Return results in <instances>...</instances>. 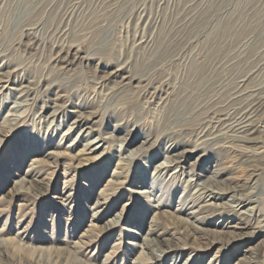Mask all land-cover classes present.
Segmentation results:
<instances>
[{
	"label": "rangeland",
	"instance_id": "obj_1",
	"mask_svg": "<svg viewBox=\"0 0 264 264\" xmlns=\"http://www.w3.org/2000/svg\"><path fill=\"white\" fill-rule=\"evenodd\" d=\"M61 48L68 54L57 62L56 56L64 55ZM118 65L127 72L121 74L124 80L113 73L118 84L101 89L93 73L105 76ZM16 67L7 88L0 89V239L41 249H71L81 241L78 256L90 264H102L113 249L109 264H132L147 251L140 245L150 221L164 225V218L174 216V226L186 225L194 236L154 264H181L188 257L193 264H255L241 262L251 252H259L264 264V159L246 166L236 151L242 143L199 139L221 133L247 111L248 101L264 97V0H0V73ZM28 82L32 103L13 111L17 93L9 88ZM147 84L161 96L143 100L155 92L144 90ZM248 89L255 91L240 93ZM249 94L256 96L248 100ZM53 102L62 105L56 120L44 116L51 109L40 108ZM210 110L228 115L206 121ZM77 111L94 116L98 130L88 139L111 131L117 121L115 134L132 141L130 149L148 143L130 159L124 145L110 140L104 150L91 152L78 141L84 123L72 127ZM261 115L258 111L255 118L263 128ZM258 136L264 139V132ZM223 141L228 148L218 147ZM49 151L65 155L50 174L36 176L48 178L47 185L34 194L16 193L14 182L33 160L50 162L44 156ZM175 152H182L179 166L159 171L155 165L167 164L165 156ZM190 168L196 175L223 171L218 178L238 185L239 192L254 191L253 201L233 209L232 193L206 196L187 181H197L187 174ZM108 180L115 186L106 191V203L93 209ZM251 207L253 216L239 213ZM157 209L166 216L155 218ZM116 213L121 221L106 231L104 224ZM185 220L216 233L204 232L208 239L202 238L203 231L195 232ZM90 223L102 228L95 237L82 238ZM174 235L171 229L164 237L176 242ZM213 238L219 242L211 244ZM26 250L6 248L0 264L50 259L45 250H29V255Z\"/></svg>",
	"mask_w": 264,
	"mask_h": 264
},
{
	"label": "bare ground",
	"instance_id": "obj_2",
	"mask_svg": "<svg viewBox=\"0 0 264 264\" xmlns=\"http://www.w3.org/2000/svg\"><path fill=\"white\" fill-rule=\"evenodd\" d=\"M61 49H63V48H61ZM63 50H64L63 56H60V55L56 56L57 62L64 60V57L67 56L68 51H66L65 49H63ZM58 66H59V64H58ZM123 68H124L123 65H120V66L118 65V67L116 69L112 70L111 72H109V74H107L105 76H99L96 73H93V76H94L93 78L99 82V86L101 89H105V86H106V84H108V82H109V84L113 83V86H115L118 83L117 82L115 83L111 76L114 77V74L115 75L117 74L121 77V74L127 73ZM16 69H18V67L14 68L11 71H6L3 73H0V89H6L7 88L6 84L11 78L10 74L13 71H15ZM123 78H124V76L121 77L122 81L124 80ZM127 79L128 78H126V80ZM105 81H107V83H104ZM243 81H245V80H243ZM138 84H139V81H138ZM32 88H33V86L30 84V82H28V84L17 85L15 87L13 86V87L9 88V89L15 90L17 93L16 99L18 101H15L16 106H14L12 108L13 111H16L17 107L22 108V107H25V106L30 105L32 103L33 97L30 96ZM101 89H100V91H104ZM148 89H150L152 92H154V91L155 92H154V94H149V96H146V94H145L142 97V99L145 100L146 102L153 100L156 96H158V97L161 96V93H158L157 88L153 87L151 84H147L146 88L144 90H148ZM253 91H255V89L244 90L243 92H240V93L246 95L248 93H253ZM55 95H57V94L55 93ZM239 96L237 95V98H239ZM252 96H256V94L250 95L248 100H250ZM57 97L59 99L62 96L57 95ZM242 100H244V99H242ZM53 103L54 104L52 106H50V105L48 106V105L43 104L40 108H41V112L46 107L48 109H51L50 111H48L46 113L47 115H44V116L50 117V118H53L54 120H56L58 117V114L60 112L59 108L62 105H59V103L57 104V102H53ZM249 103H250V105H249L247 111H242V114L240 116L238 115L239 117L233 118L232 120H230V122L227 125H225L223 128L221 127V133L214 134L215 131H213V132L209 133L208 135L207 134L201 135L199 138V139L203 138L201 141L209 140V141H213L215 143H218L219 140H223V139L224 140L230 139V140H234L235 142L242 143L241 145L238 146L236 151L239 153L240 157L241 156L244 157V159L241 160L242 161L241 163H244L246 166H252V163L254 161L264 159V139H262V136H258V133L264 132V126H263V128H260V126H258V122L255 118V115L257 114L258 111H260L262 114L261 116L264 117V97L257 96L251 102L248 101V104ZM245 105H247V104H245ZM239 106L241 107L242 105H239ZM248 110H250V112ZM87 113L88 112L81 113V111H79V112L77 111L76 116H75L76 118L72 121L71 124H72V127H74V126H79L80 125L79 123H84L83 124L84 127L80 128L81 134H80V137L78 138V141L79 142L85 141L83 144L84 148L91 150V152H96L100 148H102L104 150L106 147L103 146V144L107 140H110L113 143L114 142H120L121 145H124L125 151L128 152V153H125L127 155L124 157L130 159V158H134L138 154V152L141 151L142 148H144L143 144L148 143V141H146V139H145L144 141L141 142V144L139 146H137L136 148L130 149L131 145L133 144L132 141H128L127 137H122V136L117 137V135L115 134V132L117 130H119L120 125H121V122H117V121H116V123L111 125L112 126L111 131L108 130V132L107 131L104 133L101 132V134H99L98 136L91 138V139H88V137L90 135H92V132L95 131L97 128H94L92 126V123L95 122V121L94 122L91 121L92 117H94V116H91L92 112H89L88 114ZM12 115H14V114H12ZM224 115H228V114H226V113L224 114V113L217 112V111L212 112L210 110L209 114L206 115L205 118H207L206 121H208V120L210 121L212 119H217V120L222 121L223 118H221V117ZM86 120L87 121L90 120L91 122L85 123ZM223 120H225V117ZM2 125L3 124H0V135H2L4 132V129H3L4 127H2ZM260 129H261V131H260ZM101 142H102V144H100ZM226 142H228V141H226ZM199 144L200 143H196L195 145L198 146ZM225 145H226V143L223 141L222 144L221 143L218 144V147L228 148ZM184 150H186V149H184ZM226 151H227V149H226ZM168 153H170V152H168ZM181 153L182 152H175V153H172L173 155L169 154L168 156H165L166 157L165 159L167 160L168 163L167 164L159 163L160 165H155L156 168L159 169V171H161V170H167L173 166L178 167L179 163L181 161L180 157H179V155ZM122 154H124V153H122ZM62 155H65V154H62L59 152L49 151V152H45L44 156L47 159H50L51 160L50 162L44 161L45 159L33 160L28 165L29 167L25 171L24 176H22L21 178H19L18 180H16L14 182L13 187L15 188L16 193L22 191V192H26L28 194L29 193L34 194L38 190H41V188H43L44 185H47V183L45 181L48 180V178L42 177V178L38 179V178H36V176H39L43 173H46V174L49 173L50 174L52 169L55 167V163L57 162L58 158H60ZM81 165H82V163H80L79 166H77V167H80ZM219 166H221V165H219ZM65 167L70 170L72 166L70 163H67V164H65ZM191 169L192 168H190V170H189V172H187V174L188 175L190 174L189 176L197 177V179H195L197 181L192 182L193 178H191V177L188 178L187 181H189V183L191 185L193 183H195L197 186H200L199 190H201L202 191L201 193H204L206 196L210 195L211 198H218V197H222L224 195H228L229 193H232L228 196L229 197L228 200L233 201V202H237V205H233L230 203L232 205L231 207H233V209H236V207H238L239 205L241 208L244 207L243 206V205H245L244 201H246L248 199H249L248 201H250V202L253 201L252 197L254 195L253 193H255L254 191L250 190L247 193L239 192V190L237 189L238 185H230V183H224L223 180H221V178L219 179L218 177L222 176L223 171L218 170L216 168V170L212 171L211 175H207V174H205V175L204 174H197L196 175V174H194V171ZM206 172L211 173L210 170L206 171ZM64 173H68V170H67V172H64ZM249 182H251V179ZM40 183H41V185H40ZM112 185L115 186L111 180H108L106 182L104 189H102V191H100V193L97 194L98 197L96 198L94 204L91 206L93 209L101 207L102 203H106L105 197H106L107 192H108L107 190ZM65 192L66 191H64V193ZM141 193H148V192L144 191ZM69 194H72V191L69 192L68 194H66V196ZM3 199L4 198L0 199V205H2ZM224 204H226V203H224ZM210 208L211 207H209V209ZM102 209H104V208H102ZM202 209H203V207H202ZM247 210L250 212L249 214L247 213ZM162 211L157 209L156 213H154L155 218H159V217L162 218V217L166 216V214L164 215V213ZM96 212L97 211H95V213L92 214V216H91L92 219H95L97 217ZM254 212H255L254 207L246 208L244 210L239 211V213H243L249 217L253 216ZM170 218H172V219H170ZM121 219H122V215H119L118 213H116L113 218H110L106 221V223L103 226L104 229H106V231H107L108 229H111L112 227L118 225V222L121 221ZM175 219H177V218L174 216H169L167 218H164L163 219L164 225H162L160 222H158L156 220L150 221L148 231H146V233L143 235V237H141V241H142L141 245L138 244V245H140L141 250L143 251L144 249H146L147 253L142 252V254H139L134 259L132 264H154V263H159V262L162 263L163 261H165V259L167 257L173 255L176 252V250L182 249L180 247V245L178 244V242L183 241L184 243H186L187 241H189V238L193 235V232H189L188 227L186 225L181 230L177 229L175 227L177 224V221ZM196 219L198 220V218H196ZM183 221H184L183 219L180 221L178 220V223L179 222L182 223ZM185 221H187V220H185ZM188 223L191 225V227H193V229L195 227V232L196 231L197 232L203 231V234H202L203 236H201L202 238L204 237L205 239H208L204 232H208L209 234L216 233V231H211V230H208L204 227H196L192 223H190V222H188ZM170 224L171 225L173 224V228L169 227ZM96 228H102V227H97L96 225L90 223L88 225V229L83 231L82 238L87 237V238L91 239L92 237H95L96 235H98L97 233H95ZM171 229H173L174 234L178 235L177 237L174 235L176 237V238L174 237L175 238L174 241H176V242H173L172 240H169V239L164 237L165 234H167ZM126 231H130V230H126ZM152 235H154V236H152ZM182 239H184V240H182ZM213 239H215V240L211 241V244H217L219 242L218 240H216V238H213ZM195 240H196V238L194 237L193 241H195ZM80 242H76L75 246L72 247L73 249L72 248L71 249H67V248H62V249L59 248L58 249V248H52V247L41 249V248H33L30 246H25V244L19 243L14 238H3V239L1 238L0 239V255L3 253V251L6 250V248L18 249V248L22 247V248L29 249V250L34 251V252L35 251L41 252L42 250H45L46 253H50V257H49L50 259H48L46 264H90L89 262H86L85 260L81 259L78 256V253L81 251V248H83V246H84V245H81ZM57 249L60 250L59 255L56 254V252L58 251ZM29 250H26L27 254L28 253L30 254ZM64 251L67 254V256L65 258L63 256ZM109 254L110 255L102 262V264H109V262L111 260L110 258H112L113 254H116V251L113 249L110 251ZM260 258L261 257L259 256V252H251L250 255L248 254L247 256L243 257L241 259V262H251V263H255V264H258V263L262 264V262H261L262 259H260ZM192 261L193 260H191V258L188 257L181 264H193ZM175 263H176V260H174L173 263H171V264H175Z\"/></svg>",
	"mask_w": 264,
	"mask_h": 264
}]
</instances>
